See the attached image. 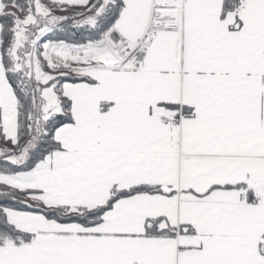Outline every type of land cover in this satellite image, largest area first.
Instances as JSON below:
<instances>
[{
    "label": "snow or ice",
    "instance_id": "obj_1",
    "mask_svg": "<svg viewBox=\"0 0 264 264\" xmlns=\"http://www.w3.org/2000/svg\"><path fill=\"white\" fill-rule=\"evenodd\" d=\"M0 264H264V0H0Z\"/></svg>",
    "mask_w": 264,
    "mask_h": 264
}]
</instances>
